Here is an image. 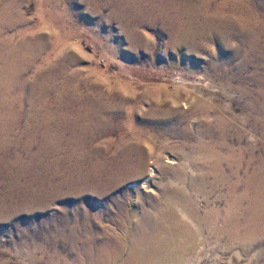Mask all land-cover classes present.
<instances>
[{"label": "rangeland", "instance_id": "1", "mask_svg": "<svg viewBox=\"0 0 264 264\" xmlns=\"http://www.w3.org/2000/svg\"><path fill=\"white\" fill-rule=\"evenodd\" d=\"M1 1L16 6L17 11L21 9L26 24L16 31L34 32L37 29L44 40L42 55L25 76L28 82L35 80L40 62L48 58L50 72L55 78L54 86L64 91L65 95L81 99L104 98L117 103L123 101L122 97L127 98L126 113L132 111L135 128L144 126L146 130L149 129V136L154 131L153 122L160 123L161 130H173V137L154 139L155 152L180 146L184 142L182 135L185 131L203 128L201 124L190 122L192 116H197L198 110L203 107L211 115L218 109L223 110L227 117L236 118V126L244 134V145L257 147L259 152L264 147V141L259 138L262 129L253 127L255 120L259 122L261 119L259 123H264V116L259 114L253 102L258 96L259 86L255 82L253 69L245 71L242 68L236 51L241 37L232 40L231 46H236V50L231 54L228 51L229 43L223 47L216 39H211L207 45H202L201 39H198L191 45L178 41L162 26L143 29L134 38L132 32L129 33L124 27L123 19L115 15L112 5L103 0H0V4ZM228 1L240 5L241 0ZM254 6L252 9H255ZM16 31L13 30V33ZM44 69L48 70V67ZM186 105L191 107L187 110ZM171 107L180 109L190 118L175 125L170 119L154 117L155 110L164 111ZM20 128L16 129V135L22 132ZM121 137L120 133L114 134L111 141L117 145ZM233 138L231 136L228 140L231 142ZM105 140L107 138L102 139L103 142ZM203 142L207 143L204 145ZM203 142L199 144L207 146L208 141ZM97 146L98 143L87 147L85 153H88L89 161L95 160L96 156L89 153ZM114 152L115 147L112 146L110 154ZM180 153L170 150L164 154L173 160L166 163L165 168H179L183 173L192 168V163L182 160L183 154ZM18 156L29 171V155L16 148L7 156L1 155L0 168L8 162L14 163ZM56 159L59 158L50 157L45 161L50 164ZM153 159L148 160L146 174L120 186H88L82 190L64 188L58 195L50 194V200L44 206L41 198L33 201L29 198L24 202V208H18L15 204L14 208L10 206L1 211L0 264H52L50 258L56 252L66 256V240L75 228H78L77 237L88 238L92 234L91 249L95 254V247L113 240V245L99 254V258L98 254L93 259L86 256L85 260H88L85 264H107L106 258H111L114 264H127L132 260L133 244L146 240L142 231L138 233L146 217L162 228L163 234L170 236L167 237L174 247L183 241L182 262L179 261V264H264V233H250L240 239L228 231L230 224L227 217L232 213L229 205L220 199L225 188H207L204 195L194 192L189 181L183 183L166 176L165 168L153 170ZM71 165H75V162H71ZM152 170L155 173L146 182ZM199 170L197 167L196 171ZM189 176L191 181L199 182V173L192 172ZM3 177L0 179V203L6 196L14 194L16 187L13 171L10 178L7 175ZM27 180L26 176L18 183L23 186ZM164 186L175 192L176 201L164 200ZM14 196L19 202V196ZM160 210L166 211V214ZM194 210L204 221L202 224L194 221ZM173 212H178L176 215L181 219L183 231L171 233L167 219ZM184 215L190 217L191 221ZM187 232L191 238L181 240ZM161 234L158 233L157 237L161 238ZM143 241L142 246L135 249L137 255L144 254V249L148 248ZM30 255L36 258L35 263L31 262Z\"/></svg>", "mask_w": 264, "mask_h": 264}, {"label": "bare ground", "instance_id": "2", "mask_svg": "<svg viewBox=\"0 0 264 264\" xmlns=\"http://www.w3.org/2000/svg\"><path fill=\"white\" fill-rule=\"evenodd\" d=\"M103 1L112 5L115 15L123 19L124 27L129 33L132 32L133 37L143 29L162 26L178 41L191 45L198 39H201L202 45L211 39H216L223 47L229 43L228 51L231 54L236 50V46H231L232 42L241 37L236 51L242 68L245 71L253 69L255 82L259 86L258 96L253 102L259 109V114L264 116V0H241L240 5L228 0ZM253 6L255 9H252ZM25 24L26 19L21 9L17 11L14 5L0 4V157L7 156L14 148L20 149L22 153L29 155L28 165L29 169L31 168L27 171L28 168L24 167L25 164L19 156L15 158L14 163L8 162L0 168V179L3 176L5 178V175L10 178L13 171L16 177L14 194L20 198L17 202L14 194H6V198L0 203V212L10 206L14 208L15 204L18 208H24V202L29 198L32 201L41 198V204L44 206V203L50 200V194L58 195L64 188L82 190L88 186H120L132 178L146 174L148 160L153 157V170L165 168L164 165L172 163L173 160L166 158L164 154L176 150L182 152V160L192 163V168L187 169L185 173L179 168H165L166 176L179 179L183 183L189 181L192 191L203 195L204 189L207 188H225L226 191L220 194V199L229 205V211L232 213L227 217V223L230 224L228 231H232L240 239L250 233H264V147L259 152L257 147L243 144L244 134L242 129L236 126V118H229L223 110L218 109L211 115L203 107L198 110L197 116L190 119L191 123L201 124L203 128L185 131L182 135L184 142L174 147L175 149L166 147L163 151L155 152L154 139L165 140L173 137V130H161V124L153 122L154 131L149 136L151 133L144 126L135 128L132 111L126 113L127 98L122 97L123 101L117 103L104 98L81 99L70 94L65 95L64 91L54 86L55 78L50 72L48 58L40 62L35 80L28 82L25 76L33 64H37L45 43L37 29H34V32L21 29L16 31ZM13 30L16 32L13 33ZM45 66L48 70L44 69ZM186 106L187 110L191 107ZM153 115L161 120L170 119L175 125H180L188 118L187 114L176 107L164 111L157 109ZM212 121L214 124H211ZM259 122L255 120L253 127L262 129L259 138L264 141V123ZM18 128L22 129V132L16 135ZM123 129L126 130L122 131ZM117 133L122 137L117 145H114L111 137ZM247 134L251 137L250 132ZM231 136L234 138L230 142L228 139ZM103 138L107 140L103 142ZM203 141H208L207 146L200 145ZM96 143L97 148L89 153L96 156L95 160L89 161L85 151ZM112 146L115 147V152L110 154ZM50 157L59 159L48 164L45 160ZM71 162H75V165H71ZM197 167L199 171H196ZM153 170L146 182L153 177ZM192 172L200 174L199 182L195 183L189 179V173ZM26 176V184L20 186L18 181ZM194 183L198 185L195 186ZM163 189L165 201L177 200L175 192L165 186ZM182 210H178L179 213ZM195 211L194 217L191 216L194 221L202 224L204 221ZM164 212L166 214V211ZM176 213L178 212L169 214L167 219L171 233L183 231L181 219ZM184 216L191 221L190 217ZM77 230L78 228L73 229L70 237H66V256L56 252L51 255L52 264H85L88 259H93V256L97 257V254L99 258V254L113 245V240L101 243L95 247V254L91 249L92 234L88 238H80L76 235ZM140 231L145 235L143 239H146L144 241L148 248L144 249V254L137 255L135 249L142 246L143 240L141 243L136 241L131 250L132 260L127 264L182 262L180 256L184 250L183 241L174 247L168 238L170 236L163 234L164 230L154 225L149 217H146L145 223L139 227L138 233ZM158 233L163 236L157 237ZM183 236L180 239L184 241L191 238L188 232ZM86 256L89 257L87 260ZM29 258L35 263L36 258L33 255ZM105 261L107 264H114L111 258H106Z\"/></svg>", "mask_w": 264, "mask_h": 264}]
</instances>
